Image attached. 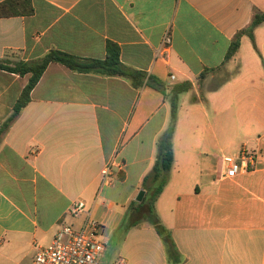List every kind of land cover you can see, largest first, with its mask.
<instances>
[{"label": "crops", "instance_id": "obj_1", "mask_svg": "<svg viewBox=\"0 0 264 264\" xmlns=\"http://www.w3.org/2000/svg\"><path fill=\"white\" fill-rule=\"evenodd\" d=\"M31 5L29 16L0 18V60L32 61L50 50L103 60L113 43L121 67L145 78L135 88L125 76L50 63L5 127L30 75L0 70V264H32L35 246L48 245L64 225L78 229L83 216L67 211L79 200L102 226L111 264H264V22L252 39L240 34L238 50L225 58L264 0ZM166 31L171 44L163 49ZM148 76L166 94L191 85L178 96L173 164L155 202L170 251L133 209L150 187L143 180L170 120L169 102L146 86ZM242 155L253 163L226 178V159ZM112 156L122 170L101 187Z\"/></svg>", "mask_w": 264, "mask_h": 264}, {"label": "trees", "instance_id": "obj_2", "mask_svg": "<svg viewBox=\"0 0 264 264\" xmlns=\"http://www.w3.org/2000/svg\"><path fill=\"white\" fill-rule=\"evenodd\" d=\"M33 13L31 0H4L0 3V18H8L13 16H29ZM264 22V12L257 13L253 17L249 29L237 34L233 42L228 48L225 58H230L239 48L240 34H247L252 39V29ZM50 63H57L66 68L80 73H97L105 76H125L128 77L132 85L139 87L145 75L137 71H128L121 67L119 63V49L113 43H108L106 46V56L103 60L97 59H81L72 55L62 53L56 50H50L43 57L32 61L9 62L0 60V70L24 76L29 74V79L26 86L23 88L18 99L13 106V112L4 126L7 127L27 106L30 101V93L41 78L43 72ZM203 73L201 76H203ZM146 86L163 94L170 105V120L166 130L160 135L156 143V160L150 172L145 176L143 185L150 184L146 189L145 199L134 206V210L143 211L144 220L153 226L156 233L163 239L168 250L173 249V243L169 231L161 224L156 211L155 202L157 197L162 192L165 184L168 181L169 171L173 164V134L177 121L178 96L181 93L187 92L191 85L190 83L176 84L170 87L166 94L165 85L153 76L146 78ZM133 221L129 226H135L138 223Z\"/></svg>", "mask_w": 264, "mask_h": 264}, {"label": "built area", "instance_id": "obj_3", "mask_svg": "<svg viewBox=\"0 0 264 264\" xmlns=\"http://www.w3.org/2000/svg\"><path fill=\"white\" fill-rule=\"evenodd\" d=\"M171 44V36L166 31L162 37L161 46L168 48ZM171 80L174 76H170ZM228 167L225 172L226 178H233L239 172L247 168L252 159L244 155L240 159H226ZM123 164L116 161L112 156L104 164L101 170V187L110 185L115 175L122 170ZM67 213L72 217L83 216L78 229L71 226H62L52 241L46 246H35L32 264H99L104 243L100 240L102 226L96 222L91 212L86 209L83 201L71 203ZM113 264H125L122 258L116 259Z\"/></svg>", "mask_w": 264, "mask_h": 264}, {"label": "rangeland", "instance_id": "obj_4", "mask_svg": "<svg viewBox=\"0 0 264 264\" xmlns=\"http://www.w3.org/2000/svg\"><path fill=\"white\" fill-rule=\"evenodd\" d=\"M101 240V239H100ZM102 241V240H101ZM99 264H111L109 262V256H108V253L107 252H104V250L102 251V254H101V258H100V261H99Z\"/></svg>", "mask_w": 264, "mask_h": 264}, {"label": "water", "instance_id": "obj_5", "mask_svg": "<svg viewBox=\"0 0 264 264\" xmlns=\"http://www.w3.org/2000/svg\"><path fill=\"white\" fill-rule=\"evenodd\" d=\"M142 192H143V191H142ZM142 192H141V193H142Z\"/></svg>", "mask_w": 264, "mask_h": 264}]
</instances>
